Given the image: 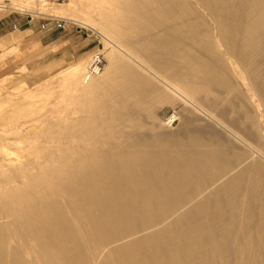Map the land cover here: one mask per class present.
I'll list each match as a JSON object with an SVG mask.
<instances>
[{
    "label": "bare ground",
    "instance_id": "6f19581e",
    "mask_svg": "<svg viewBox=\"0 0 264 264\" xmlns=\"http://www.w3.org/2000/svg\"><path fill=\"white\" fill-rule=\"evenodd\" d=\"M25 1L10 9L98 34L108 66L99 78L86 75L84 57L67 68L50 111L24 102L31 95L1 103L0 264H115L103 246L130 222L154 230L125 246L120 264H135L140 246L166 244L170 214L190 226V246L169 250L170 264L189 259L204 243L199 231L223 218L205 255L227 247L221 264H264V0ZM167 106L181 107L174 133L156 117ZM40 108L70 143L20 190L22 155L37 159L50 138L37 143L45 119L18 117Z\"/></svg>",
    "mask_w": 264,
    "mask_h": 264
},
{
    "label": "rangeland",
    "instance_id": "374dc122",
    "mask_svg": "<svg viewBox=\"0 0 264 264\" xmlns=\"http://www.w3.org/2000/svg\"><path fill=\"white\" fill-rule=\"evenodd\" d=\"M11 1L12 0H0V7H4L0 8V105L2 102L8 103L5 102L8 100L7 98H11L18 103L24 99V96L31 95L30 100L25 99L24 102L33 104L35 103V105H39V103L40 105H43L44 103L46 105L47 111H50L52 108L51 103H61L58 98L55 99V97L60 94L57 87L59 85L58 79L60 77V74L62 72L64 73L67 68L77 64V62L83 57L85 58L86 72L87 64L89 63L91 58L94 55L101 54L105 61L102 72L95 76L88 75L86 72V75L93 78H99L103 74L105 70L104 68L108 66V62L105 58L106 53L99 52V49H101V46L103 44V40L98 34L92 32L91 30L83 29L75 24L64 21H60V27H57V23L55 22L54 24L49 26L50 30L45 32L41 30V26L47 23L45 19L41 17H33V19L30 20L27 16L29 14L25 15L26 13L14 11V8L10 9V6L12 4H17V6H19L20 4H18L16 0V3H13V0L11 4ZM21 1L24 2L22 4L27 6V1ZM116 1L121 2L123 0ZM66 5H62V7ZM116 6L119 7L118 4H116ZM26 8L23 9L25 11H29L31 9L34 10L36 6L33 7L34 9H29V7L26 10ZM13 25H16L18 27V30H14ZM115 29L120 33L125 32L124 27L120 25ZM26 31L29 32L24 33ZM43 36L45 38H43ZM52 39L55 41L53 43H49ZM123 41L127 42L128 39L124 38ZM47 43H49V45L45 46ZM69 44L71 45V47H68ZM77 47H85L86 51H89L84 55L83 51L85 49L80 51ZM142 72L145 74L144 71ZM80 88V85L76 83L73 84V86L69 88L71 95L76 96L77 94H79L78 89ZM25 92L26 94H24ZM66 94L68 95L69 93H65V95ZM63 103H66V101H64ZM40 109H36V111L34 112L35 114L31 113L33 109H29L26 111L24 110V112L21 114L22 117H18V121L22 124L24 123L26 126H30L29 124H32V121H37L39 123L41 120L45 119L48 124L47 131L40 134L37 143L39 142L38 144H42L44 142L43 137L45 136L47 138H50V140L48 139L46 143H43V152L38 154L37 159L29 157L27 155H22L24 156V158H22V165H24L27 170L25 172V180L22 181V179L15 177V181L20 190L23 189L22 182H31L32 180H34V176L39 174L42 169L50 167L48 163L49 161L51 162V160H54V158H59L58 156L64 157L66 146H68L70 143V141L64 139L67 137V134L57 135L50 132V128L54 123V120L51 119L50 114L42 116L44 110ZM0 110L1 117V113H3L5 108L3 109V106L1 105ZM180 110L181 107L179 106H167L156 110L155 113L156 117L161 122V125H163L164 128H171V132L174 133L176 132V130L173 129L178 125V121L174 125L169 126L165 123V119L172 113H176V116L178 117ZM37 112L40 113L38 114ZM60 118L61 116L57 117L56 119L60 120ZM24 133L25 132L23 131V134ZM52 137H54V139ZM13 138L18 139L17 136H11V139ZM55 138H63V140L56 142ZM58 148H60V150L56 152ZM10 150H12V152L14 151L15 153L19 151L16 147H11ZM60 151H62L64 155L60 153ZM10 158L15 159L16 156L10 155ZM43 160L47 161V163L43 164ZM8 186V181L7 183L6 181H3V188H7ZM174 218V214L168 215V217L165 218V225H162V227H165V230L168 233V238L166 240V244L160 246L162 247L161 251L159 253L153 252L149 247L142 245L139 247L140 250L137 254V261L135 264H155V260H157L160 264H170L167 258L169 250L176 248L179 250V252H181L190 246V240L188 238V231L190 226L188 222L183 221L182 224H177L175 223ZM227 223H229V220L223 218L220 223L217 224L215 222H211V225L206 227L207 229L199 231L198 236L204 243H201L202 245H199V247L197 248L198 251H195L189 259H187L186 257L184 258V256H180L181 263H223L222 261L224 259V253L227 247H225L226 249L224 250H214L215 255L213 256L205 255V250L207 249V247L211 246L210 238L213 236V234H215V224L216 226H220V228H223V226ZM152 231L154 230L148 227L147 229L143 228V224L139 225L138 223L131 222L125 223L116 238L112 240H106L105 245L103 246V252L105 254H110L109 260L112 263H123L129 256L127 250L125 249V246L129 244L139 245L141 239L146 235L152 233ZM90 249L91 245L81 247L82 258H85L86 262H89V260H91L89 257ZM197 254H200L201 256H196ZM89 264L91 263L89 262Z\"/></svg>",
    "mask_w": 264,
    "mask_h": 264
},
{
    "label": "built area",
    "instance_id": "2783aa9c",
    "mask_svg": "<svg viewBox=\"0 0 264 264\" xmlns=\"http://www.w3.org/2000/svg\"><path fill=\"white\" fill-rule=\"evenodd\" d=\"M28 1L35 3V4L46 5V6H62V5L67 4L70 0H28ZM2 8H4V7H2ZM13 10L17 11L15 9H13ZM31 19H33V18H31ZM43 19H45V21L47 23L41 26V30H43L45 32L49 31L50 30L49 26L54 24L55 22L57 23V27H60L59 26L60 22H58L57 20H53L49 17L43 18ZM13 29L18 30V27L16 25H13ZM104 63H105V61H104V58L101 54L94 55L87 65V68H86L87 74L91 75V76H95V75L100 74L103 70ZM177 121H178V117L176 116V113L170 114L165 119V123L169 126L174 125L175 123H177Z\"/></svg>",
    "mask_w": 264,
    "mask_h": 264
},
{
    "label": "crops",
    "instance_id": "0c3cea01",
    "mask_svg": "<svg viewBox=\"0 0 264 264\" xmlns=\"http://www.w3.org/2000/svg\"><path fill=\"white\" fill-rule=\"evenodd\" d=\"M28 32H29V31H26V32H24V33H28ZM43 38H45V37L43 36ZM54 41H55V40L52 39L49 43H53ZM49 43H47L45 46H48ZM68 47H71V45L69 44ZM77 48H78V47H77ZM78 49H79L80 51H82V50L85 49V47H84V48H83V47H80V48H78ZM88 51H89V50L86 51V49H85V50L83 51V52H84L83 54H84V55L87 54Z\"/></svg>",
    "mask_w": 264,
    "mask_h": 264
}]
</instances>
